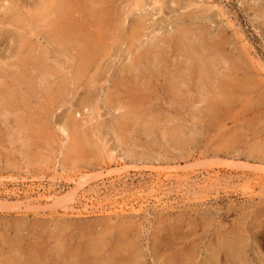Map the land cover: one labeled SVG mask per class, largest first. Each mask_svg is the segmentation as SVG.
<instances>
[{"label":"rangeland","instance_id":"374dc122","mask_svg":"<svg viewBox=\"0 0 264 264\" xmlns=\"http://www.w3.org/2000/svg\"><path fill=\"white\" fill-rule=\"evenodd\" d=\"M217 263L264 264V0H0V264Z\"/></svg>","mask_w":264,"mask_h":264},{"label":"bare ground","instance_id":"6f19581e","mask_svg":"<svg viewBox=\"0 0 264 264\" xmlns=\"http://www.w3.org/2000/svg\"><path fill=\"white\" fill-rule=\"evenodd\" d=\"M67 1H68V0H67ZM60 4H61V3H60ZM66 4H67V3H66ZM66 4H65V5H66ZM76 4H78V3H76ZM79 5H80V4H79ZM76 7H77V6H76ZM49 8H50V7H49ZM74 8H75V7H74ZM56 12H58V10H57ZM55 14H57V13H55ZM59 16H60V15H59ZM55 17H56V16H55ZM92 17H93V16H92ZM94 24H95V23H94ZM140 24H141V23H140ZM143 25H144V24H143ZM125 27H126V26H125ZM134 30H135V29H134ZM59 32H60V31H59ZM191 34H192V33H191ZM190 36H191V35H190ZM134 39H135V38H134ZM134 39H133V40H134ZM52 40H53V39H52ZM157 42H158V41H157ZM158 43H159V42H158ZM168 45H169V44H168ZM182 45H183V44H182ZM206 45H207V44H206ZM15 46H16V45H15ZM159 49H160V48H159ZM81 50H82V49H81ZM89 50H90V48H89ZM196 50H197V49H196ZM86 51H87V50H86ZM193 51H194V50H193ZM89 52H90V51H89ZM209 52H210V50H209ZM90 53H91V52H90ZM87 54H88V53H87ZM94 54H95V53H94ZM200 54H201V53H200ZM205 54H206V52H205ZM88 55H90V54H88ZM29 56H30V55H29ZM29 56H28V57H29ZM142 58H143V57H142ZM208 58H209V57H208ZM154 59H155V58H154ZM139 63H140V62H139ZM203 63H204V62H203ZM154 67H155V66H154ZM39 68H40V67H39ZM136 69H137V68H136ZM192 69H193V67H192ZM81 70H82V69H81ZM81 70H80V71H81ZM137 70H138V69H137ZM198 70H199V69H198ZM207 70H208V69H207ZM209 70H210V69H209ZM29 71H30V70H29ZM188 72H189V71H188ZM191 72H192V71H191ZM84 73H85V72H84ZM171 76H172V75H171ZM173 77H174V76H173ZM168 78H169V77H168ZM181 78H182V77H181ZM174 79H175V78H174ZM177 79H178V78H177ZM174 81H178V80H174ZM174 81H173V82H174ZM131 87H132V86H131ZM12 88H13V87H12ZM121 89H122V88H121ZM20 92H21V91H20ZM10 100H11V99H10ZM54 197H55V196H54ZM53 200H54V199H53ZM28 204H29V203H28ZM115 206H116V205H115ZM1 207H2V204H1ZM17 207H18V206H17ZM99 207H100V206H99ZM237 241H238V240H237ZM226 245H227V244H226ZM225 247H226V246H224V248H225ZM226 248H228V247H226ZM226 248H225V249H226ZM227 250H228V249H227ZM166 253H167V252H166ZM174 256H175V255H174ZM188 256H189V255H188ZM85 257H86V255L84 256V258H85ZM87 257H88V256H87ZM170 258H171V257H170ZM172 258H173V257H172ZM85 260H86V259H85ZM89 261H90V260H89ZM89 261H88V262H89ZM167 261H168V260H167ZM80 262H81V261H80ZM173 262H174V261H173ZM217 264H218V263H217Z\"/></svg>","mask_w":264,"mask_h":264}]
</instances>
